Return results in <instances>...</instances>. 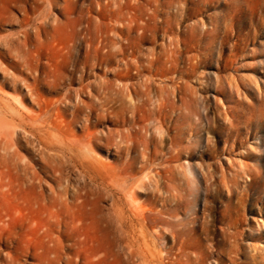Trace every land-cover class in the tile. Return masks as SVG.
Here are the masks:
<instances>
[{"label":"rangeland","instance_id":"rangeland-1","mask_svg":"<svg viewBox=\"0 0 264 264\" xmlns=\"http://www.w3.org/2000/svg\"><path fill=\"white\" fill-rule=\"evenodd\" d=\"M13 1L0 0V52L7 54L10 50L8 54L11 56H6L5 62L0 64V86L4 93L9 94L16 93L12 89L9 74H12L13 68L9 62L15 59L18 51L8 36L19 30L16 21L21 16V12L8 8ZM19 1L27 4L32 2ZM91 1L51 0L53 7L50 8L51 17L48 19L50 24L40 31L39 38L32 37L30 48L37 61L34 74L39 71L40 78L46 77V81L56 78L61 83L60 89L45 96L60 98L66 88H73L72 94L76 97L75 91L89 82V98L82 93L78 96L87 103L97 102L89 114L90 129L95 132L108 130L111 134H104L101 143L95 147L92 155L97 163H89L88 168L86 166L81 169L75 163H57L62 179L60 191L64 188L67 190V201H58L52 208L67 223L66 228L62 227L59 241L47 243L41 231L29 228L25 206L23 209L26 215L13 228L15 239L0 242V264H47L44 258H53L55 251L61 254L58 264H66L68 260L69 264H131L125 253L127 241L121 239L111 213V205L117 200L119 207L129 213L128 200L119 189L125 179L130 183L135 181L137 186L144 182L139 187L135 186V197L137 204L140 203L155 215L151 217L153 224L149 229V245L151 251H154L155 262L187 264V256L191 254L193 257L195 251L198 252L197 240L204 238L201 234L203 217L207 216L211 220L209 237L221 240L219 228L222 224L219 220L228 193L226 189H221L219 194L213 193L209 197L210 182L218 185L222 178L221 172H217L214 177L206 172V165L214 164L222 165L225 178L236 191L232 202L237 201V193L246 189L245 186L254 174L261 171V179L253 185L259 187L260 201L254 200L257 195L253 196V189L248 191L251 196L245 197L242 211L245 219L240 228L244 236L249 233L250 236L242 239L235 262L264 264V0H199L197 5L194 0H115L113 5L110 3L106 6L100 16L101 30L110 32L113 41L117 43L114 48L124 42L122 38L127 34L135 36L136 56L138 59L141 56L138 64L141 63L143 69L134 65L125 69L121 61L123 56L116 55L99 66L85 67V72L80 63L85 48L82 45L78 53L71 54L69 46L72 45V32L78 24L76 19L81 11L86 19ZM106 1L101 0L100 3L105 5ZM39 3L44 6L41 1ZM145 3L150 5L146 7ZM127 9L131 11L129 15L126 14ZM141 9L144 14H148L147 17ZM132 12L137 14V18H134L131 31H127L124 26L129 25L126 19L134 14ZM91 15L96 14L92 11ZM8 17L13 20L10 21ZM30 18V31L33 32L34 24L41 18L37 13L30 14ZM196 22L197 28L194 26L195 29L189 31L187 27ZM145 25L147 27L144 29ZM211 27L214 30L208 36L206 30ZM91 29L95 31L94 22L91 23ZM187 34L188 53L184 52L180 44L172 47L168 45L178 35ZM173 47L176 55L169 54ZM158 50L163 52L160 61L147 65L146 56L152 58L148 52ZM2 68H6L7 72ZM60 74L68 75V78L62 79ZM118 74L127 75L128 81L135 85L149 80L148 91L144 94L143 91L139 93L130 90L129 94L120 90L116 84ZM178 79L196 90V94H189L188 111L181 115L177 109L166 106L158 91L160 87L170 91L172 85L179 82ZM104 80L112 85L105 87L102 84ZM28 82L31 84L32 80ZM17 84L20 92L25 94L27 90L23 83ZM42 84V87H47L45 81L40 82ZM174 94V97L169 95V101L177 102ZM73 95L72 98H75ZM25 105L28 109L33 108L30 98L26 99ZM73 111H76L78 118L82 116L79 118L80 123L72 124L74 132L79 135L82 133L81 123L86 112L81 111L79 115L77 113L80 110L70 107L67 118H70ZM171 136L177 138L178 146L175 148L169 145ZM21 145L22 154L32 158L36 165L44 166L40 162L36 144L22 136ZM188 164L193 168L197 188L187 183L181 171L180 166ZM166 167L173 170L175 182L173 193L176 197L171 200H167L168 194L163 184L159 183V188L153 186L160 175L164 174ZM50 170L45 168L43 176L52 184L51 180L55 177ZM205 205L212 207L210 216L207 212L204 215ZM195 215L197 221L192 219ZM173 231L192 234L189 242L193 246H186L184 250L180 241H173ZM155 233L159 237H155ZM55 235H58L57 232ZM205 244L210 243L206 241ZM205 244L202 243V248L207 246ZM219 248L216 249L219 251ZM224 250V262L233 264L230 260L233 252L229 241L224 242ZM216 258H209L205 263L215 264Z\"/></svg>","mask_w":264,"mask_h":264},{"label":"bare ground","instance_id":"bare-ground-1","mask_svg":"<svg viewBox=\"0 0 264 264\" xmlns=\"http://www.w3.org/2000/svg\"><path fill=\"white\" fill-rule=\"evenodd\" d=\"M31 1H32L31 4L30 3L27 4L25 3V1L15 0L11 3L12 5H9L8 7L11 9H15L18 12H21V16H20L21 18L19 17V20L16 21L19 30L16 33L8 36L9 40L13 41V44L14 43L16 44L17 46L16 50L18 51V53H16L17 56L15 57V59H11V61L9 62L13 68L12 74L8 73L10 75V80L13 83L12 89L16 93L15 94L14 93L9 94L6 92L4 93L2 87L0 86V242H4V243L8 242L9 240L12 241L13 239H15L14 238L15 232H13V228L26 215L24 213L25 209H23L25 206L27 207L28 210L26 219L29 228L35 229L38 232L41 231L43 236L47 239V243H54L59 241V238L61 236L60 234L63 233L62 227L66 228L67 223L64 221L63 218H60L59 215L52 210V208L56 206V203H58V201H61L62 203H65L67 201L65 197V193L67 190L66 188H64L62 191H60V187L62 185L61 184L62 179L60 177L61 175L60 167L58 166L57 163H75L81 169L86 168V166L88 168L89 163L90 164L97 163L92 155L95 147L99 143H101L103 137H105L104 134L106 136L111 134L110 132H108V130L107 132H105L104 130L95 132V130L92 131V129H90L91 122H90L89 114L94 110V108L97 105V102L93 103L91 101L87 103L83 101L84 99L81 100L78 96V94L82 93L89 98V96L91 95L90 92L91 85L88 84L89 82L87 83V85L82 84L79 87V89L75 91L76 97L74 96L75 94L74 95L72 94L74 92L73 88H66L63 96H61L60 98H50L45 96V94H50L55 92L57 89H60L61 83L60 80L57 81L56 78H54L53 81L51 80L46 81V77L40 78L41 74L39 71H36L38 73L34 74V71L37 66L36 65L37 61L33 57L32 54L33 50L30 48V45L32 43V37L40 36L39 34L40 31L45 30V27L49 26L50 23L48 19L51 17L50 8L53 6L51 0H46V1L31 0ZM39 1H41L44 4V6L40 5ZM100 1L98 0L91 1V4H89V7L87 9V13L89 15L86 17V19L84 17L83 11L80 12L79 18L76 19L78 21V24H76L74 31L72 30L73 31L71 35L72 45L70 44L71 47L69 46V50H70L69 52L71 54L72 52L78 53L80 46L83 45L85 50L83 56L81 57L82 59L80 61L83 70L85 69V67L90 65L99 66V64H102V62L104 63L106 60H108V58L110 59L111 57H114L116 55L123 56L121 61L125 69H129L130 66L132 65L136 66L138 69L139 68L143 69V65H141V63L138 64L139 59H141V56L139 59L138 56H136L135 48L137 44L136 41L137 38H135V36L127 34L123 38L121 37L124 42L120 43L118 48L116 47L114 48V45H116L117 43L113 41V37L111 36L110 32L109 33L102 32L100 25V21H101L100 16L103 15L106 6H109L110 3H112L113 5V2L115 3V0H107L105 2V5L101 4ZM197 1L199 0H194L193 2L196 3L197 5ZM148 5L150 4L148 3L144 4V6L146 7ZM142 9L141 11L143 13L144 10ZM146 9L148 10L149 8ZM127 10L128 11H126V14L129 15L131 11L129 9ZM38 11L41 12L38 13ZM92 11L95 12L96 14L95 16L91 15ZM8 12L10 13V9ZM36 13L39 14L41 20H39V22L34 24V28L32 30L33 32H31L30 14H36ZM132 13L134 14L130 15L128 19H126L127 17L125 18L129 24L127 25L125 23L126 21L124 22L127 25L124 26L126 27L127 31H129L132 28L131 25L134 23V18H137V14L135 12ZM144 15L147 17L148 14H144ZM8 18L10 21L13 20L11 17ZM143 18L146 19L144 16ZM92 22L95 23V31H92L91 29ZM209 22H210L209 24L213 26V23L211 21ZM146 25L144 29L147 27ZM197 25L198 22H196L195 25L193 23V25H190L189 27H187V29L189 31H192L193 29H195ZM138 30L141 31L142 29H138ZM211 30L212 31L214 30L213 27L206 30L207 31L206 34L208 33V36L212 32ZM122 31L123 29L120 30V32ZM143 33L144 32L142 31V34ZM188 41H189L188 34L183 36L178 35L177 39L170 40L168 45L172 47L175 46L176 44L178 45L180 44L183 46L184 52L188 53L189 52L188 51L189 48L187 46L189 43ZM208 42L210 43V41ZM172 49H174V47L171 48L170 51L171 53L169 54L176 55L177 53L175 49L174 50ZM161 50H158L154 53L148 52L150 55H152V58L149 59L148 56H146L147 57L146 62H148L147 65H151L152 63H158L160 61V56L164 52V50H162L163 52ZM8 51H9L8 53L10 54V50ZM8 53L5 54L0 52V64L3 63L6 56L7 58H9L10 55ZM12 53L13 52H11V54ZM195 57L196 56H194V58ZM11 66H6V67H11ZM2 69L5 72H7L6 68H2ZM60 75L62 79L68 78V75H63V74ZM30 79L32 80L31 84L28 82V80ZM43 81H45L47 84L46 88L42 87L43 84L40 85V82ZM148 81L149 80L135 85L132 84L130 81H128L127 75L118 74V77L116 79V84L120 90H125L126 92H129V94H130V90H133L134 92L138 91L139 93L140 91H143L145 94L148 91L147 90L149 86ZM17 83H23L24 88L27 90L25 94H22V92H20L19 85ZM102 84L105 87L112 85V83L108 82L107 80H104ZM190 87L187 86L185 83L179 81L174 86L172 85L171 87L172 89L170 91H167L165 88L162 87H160L158 91L160 93V97L164 100L166 106L173 109H177L181 115V114H185L188 111L189 94H196V90ZM173 93H175L174 95H176L175 97L177 98V102H172L168 100L170 94H171L170 96L174 97L172 95ZM71 95H73L75 98H72ZM93 96H91V99ZM27 98L31 99L32 107H33L31 109H28L27 106L25 105ZM144 103L145 102H143V104ZM53 107L55 108L54 111H53ZM70 107H72L74 110H80V113H77L79 115L81 114V111L86 112L84 113L83 122L81 123L82 133L79 135L74 132L72 128V124L80 123L79 118L82 116L78 118V116L75 114L76 111L75 112L73 111L72 113H70L71 115L70 118H67V110ZM100 114L101 113H99V115ZM99 115H97V117ZM22 136H25L28 142L36 144V146H38V150L40 152V162L44 164L43 167L38 164L37 166L32 158H28L26 155L21 153V149H23L21 145ZM176 139H174L172 136L169 138V145L172 148L178 146ZM221 166L222 165L214 164V165H206L205 167L206 172L209 174L210 177H214V175L217 172L222 173V178L219 180L218 185L215 184L214 182H210L209 197L213 196L212 195L213 193L219 194L221 189L223 190L226 189L228 193L225 202L222 204V209H221L222 214L219 220L220 223L222 224V226L219 228L220 229L219 234L221 240H215L214 237H209V226H210L209 222H211V220H208L207 216L203 217V221L201 223V234L204 235V238L202 239L200 238V240H197L196 249L198 250V252L195 251L193 257H191V254H189L188 256L184 254L187 256V260H186L187 264H206L205 261L208 260L209 258H214V256L217 257L215 259L216 260L215 264H226L224 262L225 261L224 257L226 255L224 250L225 241H229L231 250L233 252V256L230 257L231 262H233V264H239L235 262L236 255H238V248L241 247L242 239L244 237L250 236V233L249 234L245 233L246 236H244V233L240 228L242 227L241 225L243 224V221L245 219L243 218L244 213L242 214V211L244 208V202H246L245 197L251 196L248 195V191L253 189L255 191L253 196L257 195L254 200L260 199L259 197L260 190L258 189L259 187H253V185L256 184L257 180L261 177L260 176L261 171L258 170L254 174L253 179H251L250 182L248 181L249 183L245 186L246 189L244 188L245 190L243 189V191L237 193L239 195L237 201L232 202V197L234 196V194H236V191L232 188V186L229 185V181L225 178L223 174L224 171L222 170L223 168H221ZM45 168L51 169L50 172L54 174L53 176L55 178H52L51 180L52 184H50L46 179H44L45 175L43 176V174ZM180 168L181 171L184 172L183 174L185 176V179L187 180V183H191L194 186V188H197L196 178L193 175V168L189 164L187 166L181 165ZM143 178L146 179V177ZM152 180L154 181V179ZM116 183L119 182H115V184ZM142 183L138 184L137 186L135 181L130 183L125 179V181L121 182L119 189L122 193L121 195H123V197H126L128 200L129 206L127 207H129L128 208L129 213L127 212V210L119 207V205L116 203L119 200L112 203L111 213L114 217L121 239L127 241L125 245L126 246L125 253L127 257L131 260V264H157L153 256L154 251L153 252L151 251L149 245V240H150L149 229L151 223L153 222L151 217L155 215L150 213L148 209L139 205L140 203L137 204V200L135 197V186L139 187ZM159 183L163 184L166 188L165 191L168 194V196L166 195L167 196L166 198H168L167 200H171L173 197H176V195L173 193L175 182L173 179L172 169L166 167L164 170V174L160 175V178H158L156 185H153L154 183L151 185L157 188L158 185H160ZM112 186L113 185H111V187ZM117 186L119 187L118 184ZM156 188L154 189L156 190V192H158L157 191L158 189ZM113 200L115 199L113 198ZM124 201H126V199ZM205 201L208 202V200L206 199ZM208 204L211 205V202H209ZM211 210L212 207L205 205L203 210L204 215L208 214L210 216ZM153 212L155 211L153 210ZM205 212H207V214H205ZM194 217L195 218H192L193 221L196 220V215ZM55 232H57L58 235H55ZM156 233L154 236L159 237L156 235ZM212 235L213 234H211V236ZM190 237H192V234L184 235L182 231L172 232L173 241L174 242L180 241L179 243L182 245V248L184 250L186 246L188 247L193 246V243L189 242ZM206 241L207 243L209 242L210 244H205ZM202 243L207 246L205 248H202ZM217 247H220L219 251L216 249ZM53 253H54L53 258L52 257L44 258L47 264H58V262H60L61 260L60 252L55 251ZM69 262L70 260H68L66 264H69Z\"/></svg>","mask_w":264,"mask_h":264}]
</instances>
